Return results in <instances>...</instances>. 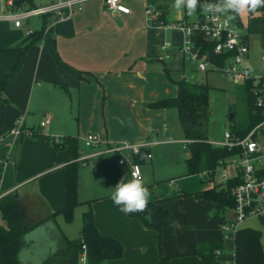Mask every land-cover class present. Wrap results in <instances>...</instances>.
<instances>
[{
  "label": "crops",
  "instance_id": "0c3cea01",
  "mask_svg": "<svg viewBox=\"0 0 264 264\" xmlns=\"http://www.w3.org/2000/svg\"><path fill=\"white\" fill-rule=\"evenodd\" d=\"M52 1L55 0L24 1L19 7L11 8L7 0H0V82L14 68L20 54L15 47L23 45V41L29 37L28 27L33 31L44 30V35L54 38L61 60L74 70L81 71L82 76L79 77L75 72L57 64L44 36L30 47L22 68L7 85L13 102L0 99V141L4 138V145L0 146V156L6 154V157H0V162L4 166L11 163L17 165L21 151L19 145L24 137L15 141L13 137L4 134L15 126L19 116L26 115L31 104H51L50 109H43L40 113H48L57 118L59 105L65 106L68 99L73 101L72 90L76 92L74 96L78 117H81L85 107V116L92 120L87 132L97 134L101 142L96 147H88L85 144L88 147L87 153L80 151L76 146L68 157L51 163L49 160L43 161L29 178L19 183L8 182L0 197L16 192L20 202L32 201V198L39 197L44 204L39 207L38 213L57 210L62 207L65 199V164L76 152L77 160L83 154L91 153L92 157L87 163H90L89 176L82 174L79 168L80 204L74 208L73 220L66 224L60 218L63 215L56 217V224L68 239L80 236L82 215L91 205L98 232L118 239L124 246L121 258L107 259L102 264H156L161 254L170 258V264H208L196 253V249L202 244L222 241V221L232 214L227 206L204 200L200 193L201 190L211 188L217 183H204V176L199 173L203 185L193 188L189 186L188 179L195 177V174L186 176L183 173L178 175L179 178L170 176L172 179L169 182L173 190L170 194L157 179H142L151 193L150 201L157 202L154 210L148 215V220L161 228L160 248L158 231L146 227L140 219L122 213L110 198L113 188L122 178H132L129 166L120 164V155L105 151L108 146L122 140L132 144L149 142L144 157L138 160L139 163H152V145L177 142L174 139L160 140V136L183 133L176 108H153L148 105L151 101L175 96L178 91L176 84L174 92L168 84L161 83L163 72L159 70L160 66L158 70H151L153 68L150 67V64L153 65L152 62L157 60L164 65V69L167 68V64L159 59L157 49L159 44L162 49L164 42L160 41L154 45V39L168 29L148 26L146 0H121L131 9L129 14L110 12L104 0H89L82 8L68 13L64 19H55L53 15L34 16L32 21L30 18L25 20L23 25L16 26L14 20L5 17L10 9L26 10ZM164 2L165 0H154V4L162 13L167 12V19H181L187 16L189 18L186 9L172 13L171 8ZM249 37L251 39V35ZM179 48L181 49L182 45H179ZM162 50L165 51L166 58L171 56L168 48ZM183 59L185 60L184 56ZM61 84L67 86L68 92ZM71 114L73 115L72 111ZM25 122L26 118L24 124ZM38 122L25 126L37 128ZM51 122L50 120L48 124L51 125ZM54 129L55 127L51 128L53 132ZM76 133L73 138L81 134L80 127ZM40 136L41 134L34 139L39 140ZM54 137L55 135H52V143L56 149L66 145L60 135V143L55 142ZM183 148L187 146L183 144ZM149 152L152 155L150 159L146 157ZM188 155H183L184 162ZM168 156L177 161L174 152ZM131 158L135 160L134 155ZM11 171L8 170L4 174L0 170L2 183L7 174L10 176ZM35 176L40 179L34 190L25 188L21 191L23 184L26 186ZM159 208L168 213L160 217ZM2 222L1 219L0 223ZM53 226L51 223L40 224L26 234L24 248L21 250V260L24 264H41L58 249V239L52 233ZM241 227L248 226L242 224ZM220 257L224 256H218ZM231 257L230 254V259ZM80 258V250L73 248L67 255L51 257L46 264H80Z\"/></svg>",
  "mask_w": 264,
  "mask_h": 264
},
{
  "label": "trees",
  "instance_id": "16d2710c",
  "mask_svg": "<svg viewBox=\"0 0 264 264\" xmlns=\"http://www.w3.org/2000/svg\"><path fill=\"white\" fill-rule=\"evenodd\" d=\"M24 1L30 0H14V6L19 7ZM211 0H200L204 4ZM217 1V0H216ZM154 3V0H152ZM200 7L196 12L200 11ZM260 13L261 16H252V14ZM167 12H163L161 18L167 20ZM249 22L245 26L240 15L236 16V20L241 27L247 28L246 37L252 34H258L264 44V6L258 7L255 13L249 12ZM187 16V15H186ZM188 18V16H187ZM44 30L33 31L29 37L23 41V45L15 48L20 51L18 60L14 68L9 72L6 78L0 82V99L13 102V98L7 91L9 81L16 75L23 66L25 55L30 47L38 40L45 37L50 52L52 53L58 65L75 72L79 77L82 76L81 71H76L66 63H64L56 49L55 39L49 35H44ZM197 43L202 44L203 48L209 53V58L216 64H223L226 56H220L212 52V43H205L203 37H195ZM167 71V68H165ZM178 91L175 96L165 97L151 101L148 103L153 108H176L180 125L183 130L184 138L188 140L187 148L189 155L185 158L187 172L186 175L199 174L204 171L207 175L204 181H213L216 167L220 160L227 158L231 154L239 151V149H230L227 146L214 144L206 133V124L209 119V86L202 82H190L185 80H174ZM243 101L245 102V115L240 121L235 122L231 131L237 136L245 135L254 125L264 119V116L258 111L255 102L254 89L259 83L254 80H248L243 84H238ZM61 87L68 92L66 85ZM230 109L232 106L229 107ZM229 109V110H230ZM232 120L235 115L232 113ZM28 128V127H27ZM33 130L32 138L41 134V128H30ZM25 136V135H24ZM23 136V137H24ZM3 141H0L2 143ZM147 148H141L139 154H135V160L139 162V158H143L147 152ZM78 153L65 164L64 177V204L57 210L47 213H38L39 207H43L44 202L39 197L32 198V201L20 202L14 197L13 193H8L0 197V214L3 222L0 223V264H24L21 260V250L24 248V238L26 234L40 224L51 223L53 226V236L58 239V249L47 257L41 264L56 255H67L73 249H79L82 253L85 250L87 264H102L107 259L121 258L124 254L123 244L116 238L102 235L98 232L91 205L82 215V226L80 236L76 239H68L56 224V217L63 215L67 221H72L74 217V208L80 204L78 199V172L80 162L77 160ZM235 184L233 180L228 179L220 182L211 188L200 191L204 200L217 203L219 206L231 207L233 198L230 189ZM90 203V202H89ZM157 202L149 201L148 212H137L128 214L130 217L138 218L149 228L158 231V245L161 246V228L148 220V215L154 210ZM168 212L158 209V215L163 217ZM262 233L260 230L252 227H241L236 231L230 240H222L220 242H210L202 244L196 249L203 260L208 264H224L219 260L217 250L221 253L230 251L233 253V264H264V248L261 242ZM156 264H170V258L161 254Z\"/></svg>",
  "mask_w": 264,
  "mask_h": 264
},
{
  "label": "built area",
  "instance_id": "2783aa9c",
  "mask_svg": "<svg viewBox=\"0 0 264 264\" xmlns=\"http://www.w3.org/2000/svg\"><path fill=\"white\" fill-rule=\"evenodd\" d=\"M87 1L89 0H55L46 5L26 10L10 9L5 17L14 20L16 26L23 25L25 20L33 16L53 15L55 19H64L74 9L82 8ZM146 2L148 26L182 31L186 38L181 49L190 58L199 60L200 70L223 72L238 84H243L248 80L259 83L254 89L255 102L258 111L264 116V53L261 56V73L256 74L248 66L251 39L246 37L247 28L245 26L241 27L236 18L229 21L224 14L202 9L195 13L196 16L193 19L164 20L161 18V10L156 7L152 0H146ZM216 2V0H211L205 3L214 4ZM7 3L11 8H14V0H7ZM104 3L107 9L115 14H129L131 12V9L121 0H104ZM27 31L28 34L33 33L30 27L27 28ZM196 36L203 37L205 43H212V52L220 56H226L225 62L221 65L212 62L208 51L203 48L202 44L197 43ZM171 45L172 42L167 40L163 43L162 49H167ZM49 122V117L41 118L37 128H42ZM33 133L32 129L24 125L23 115H20L16 125L9 131L8 136L16 140L24 135L31 136ZM54 141L60 143L61 138L55 136ZM100 142L99 136L95 133H88L85 137V144L88 147H96ZM182 143L187 146L188 140L184 139ZM214 144L227 146L230 149H239L227 158L220 160L216 167V170L219 166L226 167L228 160H231L230 166L235 171L233 176L224 173L222 177L224 182L228 179L235 182L230 189L233 205L228 207L232 214L226 217L221 224L224 240H230L246 220L253 217L264 220V119L254 125L243 136H237L231 130H228L225 133L224 140ZM148 145L119 142L108 146L105 151L118 153L120 164L129 166L131 178L135 173L141 179L140 163L134 161L131 156L139 154L141 148H147ZM91 157V153L83 154L79 160L83 164H87ZM146 157L150 159L152 157L151 153H147ZM201 174L205 177L207 172L204 171ZM217 253L218 256L231 254V259L228 262H223L224 264H233V253H230V251L221 253L219 250H217ZM80 259L83 264H87L85 250L82 251Z\"/></svg>",
  "mask_w": 264,
  "mask_h": 264
},
{
  "label": "rangeland",
  "instance_id": "374dc122",
  "mask_svg": "<svg viewBox=\"0 0 264 264\" xmlns=\"http://www.w3.org/2000/svg\"><path fill=\"white\" fill-rule=\"evenodd\" d=\"M164 3L167 7L171 8L172 13L177 12V9L173 7L174 0H165ZM195 16L196 14L193 16H189V18L193 19ZM249 16H251L249 15V12L240 14V18L243 20L245 26L249 22ZM252 16L259 17L261 15L260 13H256L254 15L252 14ZM30 18V21H32V17ZM150 27L155 28L154 26ZM185 38L186 36L182 31L170 29L165 30L164 33L159 37L156 36V38L154 39V45L156 43H159L160 41L165 42L167 40H170L172 42V45L167 50L171 53V56L169 58L165 57V51L160 48V44L157 46L160 55L158 57H160L159 59L167 64L168 71H165L164 65L157 60H154V62H152L153 65L150 64V67L153 69H149L158 70V66H160L161 69L159 70H162L163 72V79L161 80V83L165 82L166 84H168L174 92L176 91L174 80H182L184 77H186L188 81L202 82L209 86L210 115L206 124V133L211 141H213L214 143H219L224 140L225 133L228 130L232 129L233 124H235V122L237 121H240L241 118L245 115V102L243 101L239 92L241 87L236 84V81L233 78L223 72L215 70H200L199 60L190 58L185 52H183L182 49L179 48V45H184ZM171 50L174 51L172 52ZM263 53L264 44L261 40V37L258 34H252L250 40V55L248 58V66L256 74L261 73V56L263 55ZM183 56L185 57V60L183 59ZM72 92L74 95L76 94L75 90H72ZM74 95L72 102H70V100L68 99L65 106L59 105L60 112L57 115V118L48 113H44L43 115L40 113L43 109H50L52 107L51 104H39L40 106L38 104H31V106L29 107V111L26 113V115L23 116L24 120L26 118V122L24 125L31 126L37 123L40 118L45 117H49V119L52 121L51 125L48 124L47 126L45 125V127H42L39 140H35L28 135L24 136V139L19 145L21 151L19 152V159L16 166L12 163L9 164V166H4L0 162V170L3 171L4 174H6V171L8 170H12L10 176H8V174L6 175L4 183H2V178L0 179V193L7 187L8 182L14 183L17 181V183H19L20 181L29 178L35 173L37 167L43 161L49 160V163H51L59 161L62 157H68L69 155H72L73 149H75L76 146H78V149L80 151H84L85 153L88 152V147L85 146V137L88 133V129H90L89 127L92 124V120L85 116V107H83L81 117H78L76 113L77 103ZM230 106H232L231 109L229 108ZM61 110H63V112ZM71 111L73 112V115L71 114ZM232 113H234L235 115V120L231 119ZM40 114L41 117L39 116ZM52 127H55L54 132L51 130ZM79 127L81 130V134L73 138V135L77 134L76 132ZM8 133L9 132L4 135H8ZM70 134L72 136H70ZM52 135H60L62 139L66 141V145L63 148L56 149L52 143ZM162 139H174L177 142L158 143L151 146L153 162L140 163L142 175L141 179H143L144 177L146 179H149L150 177L153 179H157L159 184L163 185L171 194L173 190L171 188L172 184L169 182L172 179L170 178V176L176 178L178 175H183V173L186 174L187 166L183 160V155L189 154V150L188 148H183V144L181 143V141L184 140V134L182 132L172 136H160V140ZM122 141L132 144V142L127 140ZM148 141L151 140L148 139ZM148 143L149 142H146V144ZM3 145L4 144L0 143V146ZM171 152H174V154L176 155L175 159L177 161H174L171 157L168 156V154H170ZM0 157L4 158L6 157V154ZM230 162L231 160H228V165L226 167L219 166L217 168L213 181H204V183H219L222 180L224 173H227L229 176H233L235 171L230 166ZM80 164V172H82V174H86V176L88 177V166L90 165V163L87 165L80 162ZM195 175V177L188 179L189 186L193 188L203 185V180L201 179L199 174ZM38 179L40 178H37V176H35L31 180H29L30 183L26 184V186L24 183V186L21 187V191L25 188H29L33 191L37 186V183H39ZM60 218H62V220L66 224L71 223L67 221L64 216H60ZM1 219L2 217L0 215V220ZM243 225L261 231V242L264 248V221L259 219L258 217H253L246 220ZM219 260L228 262L230 260V255L220 257ZM80 264H83L82 261H80Z\"/></svg>",
  "mask_w": 264,
  "mask_h": 264
},
{
  "label": "clouds",
  "instance_id": "9594fccd",
  "mask_svg": "<svg viewBox=\"0 0 264 264\" xmlns=\"http://www.w3.org/2000/svg\"><path fill=\"white\" fill-rule=\"evenodd\" d=\"M261 6H264V0H217L214 4H201L200 0H174L173 5L177 10L186 9L189 16L195 15L200 7L204 11L224 14L229 21L244 12L255 13ZM113 189L110 198L122 213L148 212L151 193L137 174L133 173L132 179L122 178Z\"/></svg>",
  "mask_w": 264,
  "mask_h": 264
},
{
  "label": "water",
  "instance_id": "95a60500",
  "mask_svg": "<svg viewBox=\"0 0 264 264\" xmlns=\"http://www.w3.org/2000/svg\"><path fill=\"white\" fill-rule=\"evenodd\" d=\"M186 78H183V80H185ZM231 117H232V114H231ZM14 197L16 198V199H18L19 198V194L16 192V193H14Z\"/></svg>",
  "mask_w": 264,
  "mask_h": 264
}]
</instances>
